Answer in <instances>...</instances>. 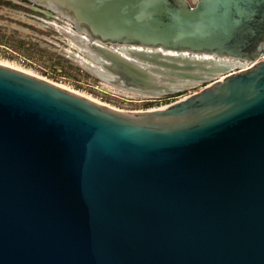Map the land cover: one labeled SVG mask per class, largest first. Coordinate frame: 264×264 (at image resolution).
<instances>
[{"label": "water", "instance_id": "95a60500", "mask_svg": "<svg viewBox=\"0 0 264 264\" xmlns=\"http://www.w3.org/2000/svg\"><path fill=\"white\" fill-rule=\"evenodd\" d=\"M24 1L126 48L114 86L206 85L126 112L0 64V264H264V0Z\"/></svg>", "mask_w": 264, "mask_h": 264}, {"label": "rangeland", "instance_id": "374dc122", "mask_svg": "<svg viewBox=\"0 0 264 264\" xmlns=\"http://www.w3.org/2000/svg\"><path fill=\"white\" fill-rule=\"evenodd\" d=\"M84 51L76 41L74 28L61 15L23 0H0V64L111 107L139 111L160 106L149 103L147 94L125 90L98 78L89 70L94 63ZM205 85L190 87L170 98L191 96ZM170 102L172 99L162 105Z\"/></svg>", "mask_w": 264, "mask_h": 264}, {"label": "flooded vegetation", "instance_id": "af4514ba", "mask_svg": "<svg viewBox=\"0 0 264 264\" xmlns=\"http://www.w3.org/2000/svg\"><path fill=\"white\" fill-rule=\"evenodd\" d=\"M24 1V0H23ZM28 2V1H25ZM37 7V6H36ZM40 8V7H39ZM45 10V9H44ZM50 12V11H49ZM53 13V12H51ZM73 27V26H72ZM74 28V27H73ZM75 31V29H74ZM75 35H76V41L78 44H80L81 46H83L85 48V56L92 61L94 64H90V71H92L95 75L98 76V78L106 81V82H112L114 79L113 75L109 72H107L106 70H104L102 68V66L100 65L101 63L104 64H108L105 60H103L97 53L94 52L93 48L97 47V48H103L106 49L114 54H117L119 56H122L124 59H126L127 61L130 62H137L135 59L130 58L128 55H126L125 53H123V51L126 49L124 47H117V46H103L100 45L98 43H90L89 40L87 39V37L85 35H81L78 34L75 31ZM165 54V53H164ZM167 56H172L173 54H165ZM184 57H191V56H187V55H183ZM193 60H197L200 62H206V63H210L213 62V65H206L204 66V70L202 71H195V75H200V79H207L208 77L211 76H219V73L216 72V70L221 69V68H229V69H234V68H242L244 66H247L246 62H242V61H235V60H220L217 58H213V57H203V56H198V57H194L192 58ZM141 65V67L145 70H147L148 68H151L152 66L147 64V63H139ZM163 72H166V70L161 69ZM158 78L159 84H165V82L163 81V79H170L175 81V87L178 88V92L175 94H181L183 93V91L187 90L190 87H194L197 85H202L199 82H191V83H187L184 82L182 80L179 79H174L172 77L169 76H163V75H155ZM146 97L149 99L147 100L149 103H163L166 102L167 100L170 99L171 95H175V94H165L162 92H149L146 93ZM151 105V104H150Z\"/></svg>", "mask_w": 264, "mask_h": 264}, {"label": "built area", "instance_id": "2783aa9c", "mask_svg": "<svg viewBox=\"0 0 264 264\" xmlns=\"http://www.w3.org/2000/svg\"><path fill=\"white\" fill-rule=\"evenodd\" d=\"M262 61H264V55H262L259 59H258V62H262ZM249 67H250V65H248ZM189 96H176V97H173V98H170V101H171V99H172V101L173 102H170V103H168V104H165V105H162V103H160V106H158V107H154V108H149V109H145V110H139V111H127V110H124V109H120V108H115V107H111V106H109V105H105L104 103H103V105H105V106H108V107H110V108H113V109H116V110H121V111H126V112H140V111H155V110H160V109H163V108H166V107H168V106H170V105H172V104H175V103H177V102H179V101H181V100H184V99H186V98H188ZM100 104H101V102H99ZM164 103V102H163Z\"/></svg>", "mask_w": 264, "mask_h": 264}]
</instances>
